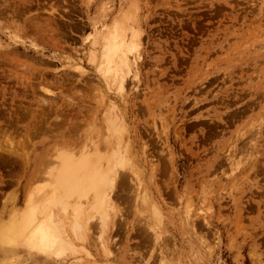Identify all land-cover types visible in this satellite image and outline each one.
Here are the masks:
<instances>
[{
  "label": "rangeland",
  "instance_id": "rangeland-1",
  "mask_svg": "<svg viewBox=\"0 0 264 264\" xmlns=\"http://www.w3.org/2000/svg\"><path fill=\"white\" fill-rule=\"evenodd\" d=\"M116 18L138 32L130 71L103 50ZM1 48L0 227H35L54 147L114 142L110 112L132 166L111 190L108 252L99 216L81 241L70 207L76 247L13 243L0 264H264V0H0Z\"/></svg>",
  "mask_w": 264,
  "mask_h": 264
},
{
  "label": "bare ground",
  "instance_id": "bare-ground-1",
  "mask_svg": "<svg viewBox=\"0 0 264 264\" xmlns=\"http://www.w3.org/2000/svg\"><path fill=\"white\" fill-rule=\"evenodd\" d=\"M136 36L138 37V32L134 27L126 24L123 19H114L111 26L107 28L104 34L105 43L103 50L106 55V60L109 62V69H112L114 66L115 70H122V66H125L128 68V71H130L131 66L129 64L130 60L128 55L134 50L133 37ZM4 51L5 50L1 48L0 55H5L10 52ZM123 77L124 75H121L120 78L124 80ZM114 113L110 112L108 115L106 114L109 132L115 137L114 142L112 140L109 141L108 139L90 141L82 144L79 147V150L76 151L71 149H66L64 151L62 149L59 151V148L54 147V159H52L54 167H52V169L49 168L50 170L47 172V179L45 176L47 182L45 185L46 190L36 192L37 194L34 195V198L30 200L28 205L30 212L35 210L32 213H38L39 215L38 219L35 218L37 220L36 223H33L35 227L30 226V228L29 226H26L25 223L18 224L14 218L0 227V247L6 258H10V256L16 254L15 250L12 249L13 243L24 242H26L31 249H39L45 251L49 255L60 256L65 253L66 250H72L73 245L76 247L72 242V237L69 233L73 230L76 237L77 235H80V230L82 231V229H80L82 223H84L83 226H86V231L80 235H83L81 241L89 238L87 231L88 228L89 231L92 229L88 227L90 225L89 222L93 216L95 217V215L99 216V222L101 221L99 226L102 230L100 231L102 233L104 232L103 234H99L100 236L98 235L99 240H101L98 242V245L101 243L100 247L103 248L104 252H108L109 246L108 241L105 240V232H109L107 231L110 229L109 227L112 228V225L116 222L114 218L117 212L120 211L118 205L115 203V196L111 195V190H113L115 177L118 175L119 169H125V167L129 166L128 164L131 163V160L129 159L131 155L129 141L125 142L123 137V131H125V126L122 122L123 118ZM75 116H77V114ZM65 119L66 118L63 117L64 121ZM75 122L73 121L72 123ZM73 125L72 127L74 128ZM102 147H104V149H101ZM128 154L129 157L127 156ZM128 160H130L129 163ZM89 196L91 200L87 201L89 200ZM116 196L118 197V195ZM145 197H147V194ZM82 199H87L85 200L88 205L87 209L83 206ZM143 199L146 198L143 197ZM71 200L73 201L71 202ZM70 207L73 218L70 223L72 224L70 228L71 230L68 227L70 230L68 233L65 220ZM37 208L39 210H37ZM56 208H59V215L55 214L54 210ZM154 208L156 215H154L155 212L153 213L152 211L151 212L154 216L151 213L150 214L154 219L156 217L158 223H160L161 221L158 215L160 216L161 213L157 207ZM150 227L153 228L152 226ZM153 230L155 238H160L158 231L155 228H153ZM80 236L78 237V241L81 239Z\"/></svg>",
  "mask_w": 264,
  "mask_h": 264
}]
</instances>
